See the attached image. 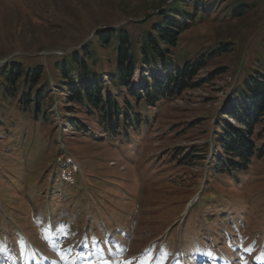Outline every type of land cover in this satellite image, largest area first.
I'll list each match as a JSON object with an SVG mask.
<instances>
[{"label": "rangeland", "instance_id": "rangeland-1", "mask_svg": "<svg viewBox=\"0 0 264 264\" xmlns=\"http://www.w3.org/2000/svg\"><path fill=\"white\" fill-rule=\"evenodd\" d=\"M173 1L0 0V67L11 60L26 65L42 64L53 84L58 75L55 62L93 40L98 29L125 27L138 34L143 28H149L157 20V12L169 8ZM231 2L211 0L204 7L199 0H187L189 6L204 7L209 15L199 17L190 25L180 36L176 50L197 57L228 41L234 44L235 50L212 59L207 57V65L193 79L200 85L185 90L178 98L161 101L153 109V113L158 110L159 113L152 129L134 138L128 146L89 140L72 130L64 123L58 87H53L56 95L55 104L48 110L49 125L44 129H33L32 125L22 131L20 128L19 140L13 139L25 147L32 142L34 158L16 162L12 171L11 167L0 164V189L7 210L12 206L16 218L25 213L26 222L23 219L25 224L21 221V225L31 242V252L37 251V247L46 252V246L55 258L53 264H88L89 261L102 264L105 260L109 264H121L124 260H132V264H198L208 250L214 256L229 251L232 263L238 256L248 264H255L254 260L264 253V157L253 159L246 173L230 176L211 171L219 113L227 108L233 90L248 70L264 64V53L259 48L264 37V0H238L233 7L239 3L247 6L246 15L240 18L232 17ZM149 17V23H141ZM97 50L102 56H112V51L99 47ZM216 68L226 71L210 76ZM171 69V64L137 69L134 87H143L144 78L163 80ZM107 76L108 72L105 81ZM241 102L249 104L250 99L241 101L234 97L232 103L237 106ZM10 110L7 105H0L5 122L0 123V142L7 138L5 143H0L3 161L16 148L7 145L12 142L5 126ZM256 130L262 136L259 142H264V123ZM206 142L210 144L208 150ZM59 148L68 154L65 163L62 152L57 153ZM20 153L21 148L14 156ZM193 153L196 156L190 158ZM188 158L190 162L185 163ZM52 160L61 163L62 169H70L66 176L58 170L54 177L51 169L52 177L45 181L49 186L41 193L46 198L35 203L39 209L43 204L61 203L57 222L65 224L72 220L74 227L81 231L64 226L52 234L53 242L44 239V246L32 226L33 213L26 202L33 197L26 187L35 184L42 169ZM22 185L21 194L17 187L23 189ZM203 187L198 208L191 211L187 223L182 222L186 203ZM33 211L37 214V208ZM91 213L95 215L94 220ZM232 220L235 226L230 225ZM173 221L176 229L171 232L170 248L161 249L167 235L164 229ZM99 222L111 226L100 228V250L87 257L89 248L81 244L90 234L84 228L94 230ZM103 242L107 249L102 246ZM22 246L26 248V240ZM246 248L252 251H245ZM63 252L71 253L70 259H63ZM39 257L42 264H49L46 256L39 254ZM207 258L205 255V262ZM258 261L264 264V259ZM0 264L39 263L15 258L9 251L7 255L1 254Z\"/></svg>", "mask_w": 264, "mask_h": 264}, {"label": "trees", "instance_id": "trees-1", "mask_svg": "<svg viewBox=\"0 0 264 264\" xmlns=\"http://www.w3.org/2000/svg\"><path fill=\"white\" fill-rule=\"evenodd\" d=\"M199 1L204 7L211 4V0ZM237 3L238 0H232V7ZM204 7H198L196 4L189 6L187 0H174L169 8L157 12V20H154L149 28H143L138 34L125 27L98 29L93 40L55 62L54 67L58 75L53 84L47 78L42 64L26 65L11 60L1 65L0 105L11 108L5 126L7 137L10 136L12 142L7 145L16 148L4 161L0 157V164L11 167L12 171L16 162L24 163V159L34 158L31 151L33 143L25 147L18 141L20 128L22 131L32 125L33 129H44L49 125L48 118L51 113L48 110L51 108L49 106L55 104L56 95L53 87H58L64 123L69 124L72 130L79 132L84 138L128 146L134 138L149 132L159 113V110L153 113V109H156L161 101L178 98L185 90L200 85L199 81L195 82L193 79L207 65V57L212 59L216 55L235 50L234 44L229 41L222 42L217 48L202 52L197 57L184 55L180 50H176L180 36L190 25L199 17L209 15V11ZM246 12L247 6L239 3L232 8L231 15L233 18H240L245 16ZM150 20L151 17L141 23H149ZM97 47L112 51V56H102ZM259 48L264 53V37ZM155 64H171L172 69L163 80L158 77L144 78L143 87L135 88L133 78L136 70ZM225 71L216 68L210 76ZM106 72L107 81L104 80ZM234 97L241 101L248 98L250 103L241 102L235 106L232 103ZM263 117L264 64L252 71L248 70L239 86L233 90L227 108L219 113L213 138L215 150L211 171L214 174L233 176L246 173L253 159L264 157V142H259L262 136L256 130L259 124L264 123ZM0 123H5L2 115ZM23 135L26 134L23 132ZM15 137L18 140L13 139ZM6 140L0 143H5ZM205 146L208 150L210 144L206 142ZM20 148L21 153L14 156ZM60 149L57 153L60 152L61 155ZM192 151L196 150L193 148ZM66 156L68 154L62 152V162ZM193 156L196 155L193 153L190 158ZM181 160L179 161L182 162ZM189 162L190 159H186L185 163ZM60 168L61 163L50 161L32 185V194H40L51 169H54V173ZM17 191L22 194L23 189L17 187ZM23 205L21 199V207ZM41 209L52 225L58 208L50 205ZM13 210L11 206V214H14ZM233 212L235 213V210ZM1 221L3 225L0 230V251H5L8 241L13 240L15 234L19 238L22 237L21 226L9 222V233L8 225L4 226L3 216ZM57 227L59 226L56 225ZM221 262H229L227 253L222 254Z\"/></svg>", "mask_w": 264, "mask_h": 264}, {"label": "snow or ice", "instance_id": "snow-or-ice-1", "mask_svg": "<svg viewBox=\"0 0 264 264\" xmlns=\"http://www.w3.org/2000/svg\"><path fill=\"white\" fill-rule=\"evenodd\" d=\"M197 251H199V249H197ZM245 251H252L251 248H246ZM205 255H207L209 257V259H215L214 253L211 250H208L206 253H204ZM258 260L260 259H264V253L261 254V256L257 257ZM88 264H93L92 261H89ZM102 264H109V261H103ZM121 264H132V260H124L121 262ZM242 264H248L247 260H243L242 258Z\"/></svg>", "mask_w": 264, "mask_h": 264}]
</instances>
